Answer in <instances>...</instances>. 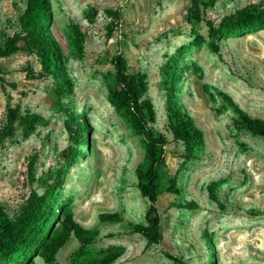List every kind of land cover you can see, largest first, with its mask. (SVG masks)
Returning a JSON list of instances; mask_svg holds the SVG:
<instances>
[{
	"label": "rangeland",
	"instance_id": "374dc122",
	"mask_svg": "<svg viewBox=\"0 0 264 264\" xmlns=\"http://www.w3.org/2000/svg\"><path fill=\"white\" fill-rule=\"evenodd\" d=\"M45 21L61 54L69 87L61 97L66 112L57 110L50 76L27 79L28 62L39 70L34 55L16 52L0 59V124L5 106L20 115L33 113L41 122L24 136L18 122L14 134L0 143V206L12 217L30 189L41 194L60 171L61 184L50 197L51 209L68 208L73 219L94 228L96 240L78 253L72 236L52 256L39 249L32 264H85L114 258L108 264H264V138L243 127L237 112L264 121V26H251L218 37V51L208 46L206 29L197 25L195 42L186 22L189 0H48ZM262 0H205V16L218 22L247 3ZM25 0H0V40L17 30ZM118 9L111 27L107 10ZM82 33L77 54L70 26ZM116 51L129 73L145 76L146 96L154 110L150 127L167 139L159 168L156 207L161 240L146 244L127 223L145 224L147 201L136 187L134 169L144 161V144L128 120L107 101ZM166 85L173 100L203 133L197 159L183 161L182 146L167 129ZM67 114L85 125L87 138L72 144L64 129ZM32 160V176L28 164ZM174 178L177 195L166 192ZM194 201L197 209L178 205ZM101 212H116L117 223H100ZM110 235V236H108ZM23 247L0 264H18L29 252Z\"/></svg>",
	"mask_w": 264,
	"mask_h": 264
},
{
	"label": "trees",
	"instance_id": "16d2710c",
	"mask_svg": "<svg viewBox=\"0 0 264 264\" xmlns=\"http://www.w3.org/2000/svg\"><path fill=\"white\" fill-rule=\"evenodd\" d=\"M205 0H189L186 10V22L190 26L193 40L197 42L201 37L197 25L202 22L206 29L208 46L217 52L215 40L226 33H233L251 26H264V0L258 3H247L234 12L223 15L216 23L205 16ZM48 0H25L21 13L17 16V30L4 35L0 40V59L11 56L16 52L25 55H34L39 65L35 71L26 62L23 71L27 79H41L50 76L54 81V95L57 110L66 112L61 105V97L69 87V82L62 69L61 54L52 38L45 21L49 16ZM111 23L107 28V36L111 27L120 19L118 9L107 10ZM69 39L77 54L81 53L82 33L71 25ZM112 71L107 86V101L114 111L124 116L134 134L141 137L144 144V161L134 169L136 187L139 194L147 201L144 213L145 224L128 222V233L140 234L146 244H156L161 240L160 216L156 207L157 196L160 194L159 168L164 163V151L167 139L164 134L155 132L150 123L154 121V110L151 101L146 96V81L142 73H129L126 70L125 60L120 52L116 51L109 59ZM1 89L6 83L0 77ZM165 112L167 129L174 141L182 146L179 157L183 160L197 159L203 146V133L196 126L192 117L178 103L173 100L172 90L166 85ZM237 116L245 129L264 138V121L251 118L242 111ZM18 122L24 136L30 134L41 117L26 113L20 115L18 106H5L4 119L0 124V143L14 134V124ZM63 126L72 144H80L87 138L85 125L76 116L67 114ZM32 160L28 164V175L32 176ZM60 171L55 172L50 183H45L43 192L38 194L30 189L20 205L18 211L9 217L0 206V256H7L23 247L29 252L18 264H32V258L39 249L52 256L72 236L78 244L80 253L85 246L93 243L97 237V230L85 228L77 223L68 208L60 205L57 211L51 209L50 197L61 184ZM174 178H167L166 192L177 195L179 190L174 184ZM184 209H197L194 201H184L178 205ZM100 223H117L121 217L116 212H101L97 215ZM110 236V235H108ZM164 256L181 264V260L167 252ZM114 257L109 256L100 260H87L85 264H108ZM208 264H213L208 263Z\"/></svg>",
	"mask_w": 264,
	"mask_h": 264
}]
</instances>
